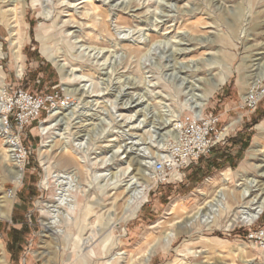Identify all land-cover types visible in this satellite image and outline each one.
<instances>
[{"label": "rangeland", "instance_id": "rangeland-1", "mask_svg": "<svg viewBox=\"0 0 264 264\" xmlns=\"http://www.w3.org/2000/svg\"><path fill=\"white\" fill-rule=\"evenodd\" d=\"M1 10L3 264H264V211L249 222L264 208V154L248 161L255 142L264 151V0H0ZM250 94L262 99L242 109ZM194 113L219 115L220 131L234 124L187 167L177 153Z\"/></svg>", "mask_w": 264, "mask_h": 264}, {"label": "built area", "instance_id": "built-area-1", "mask_svg": "<svg viewBox=\"0 0 264 264\" xmlns=\"http://www.w3.org/2000/svg\"><path fill=\"white\" fill-rule=\"evenodd\" d=\"M262 98L255 94H250L244 99L241 104L242 109L255 110ZM181 132L184 136L183 148H180L177 157L181 159L183 163H186L187 167H194V164H198L207 154L212 150L224 143L228 130L225 133V128L220 131L221 118L219 115L210 113L205 117L202 114L194 113L182 121ZM16 147L14 153L16 158L20 157L18 150V144L12 141ZM170 164H164L162 162L153 166L154 170L159 174L166 173Z\"/></svg>", "mask_w": 264, "mask_h": 264}, {"label": "bare ground", "instance_id": "bare-ground-1", "mask_svg": "<svg viewBox=\"0 0 264 264\" xmlns=\"http://www.w3.org/2000/svg\"><path fill=\"white\" fill-rule=\"evenodd\" d=\"M13 2H16V0H12ZM15 4V3H14ZM8 7V6H7ZM11 11V10H10ZM12 12V11H11ZM9 13V12H8ZM1 16H2V19H3V21L6 23V24H8V19H7V16H6V13L3 11V10H1V14H0ZM12 27V26H11ZM12 32V31H11ZM14 32V31H13ZM12 34V37H15L16 36V34H13V33H11ZM16 38V37H15ZM17 42V41H16ZM15 44V43H14ZM17 45H19V43H16ZM16 46V45H15ZM15 49V48H14ZM262 54V53H261ZM260 54V55H261ZM259 55V54H258ZM220 85H221V81H217V82H214V83H211V91H215V90H217L219 87H220ZM80 91H84V89L83 90H80ZM234 124V122H232L231 124H229L228 126H226L225 127V131L224 132H226L229 128H230V126L231 125H233ZM257 128H258V132L259 133H261L262 132V126H257ZM112 141V140H111ZM12 145H11V149L12 150H10L9 152L11 153V156H10V160H12V162L14 163L13 164V167H11L10 169H9V174H10V177H11V179H12V182H14V184H18V182L20 183V181H21V179H22V173H23V171H22V169L18 166V164L17 163H15V162H17L16 160H17V158H16V156L13 154L12 155V153H14V152H16V147H15V145L13 144V143H11ZM9 145V144H8ZM128 145V144H127ZM132 145V144H131ZM111 146H106L105 148H110ZM262 147L260 146V144L258 143V142H255L252 146H251V148L249 149V151H248V161H251V160H254V159H256V160H261L260 159V156H262L263 154H264V151L261 149ZM131 149V148H130ZM133 149V148H132ZM131 149V150H132ZM123 153H126V158H129L130 156H131V151L129 150V148L128 147H126V150L123 152ZM67 160V159H66ZM63 161H65V159H63ZM62 161V162H63ZM262 161V160H261ZM65 162H67V161H65ZM111 163V162H110ZM138 165H139V167H142V164L139 162L138 163ZM100 166H101V169H106L107 167H109L110 166V164L108 163V162H106V161H104V160H102V161H100ZM258 169H260L261 170V172L264 170V165L263 164H261L260 163V165L258 166ZM262 174V173H261ZM262 177H264V172H263V174L261 175ZM112 177V176H111ZM68 178V177H67ZM66 180V179H65ZM263 192H264V188H262L261 189ZM64 192V191H63ZM264 195V194H263ZM244 197V196H243ZM250 197V196H249ZM137 198V197H136ZM244 199V198H243ZM248 199V198H247ZM6 203V202H5ZM253 203V202H252ZM255 204V203H254ZM254 206V205H253ZM9 205L7 204V205H4V206H2V207H0V219H9V217H10V210H9ZM252 207V206H251ZM8 208V209H7ZM3 209V210H2ZM260 209V208H259ZM251 210V213H252V215H249V217L251 218V220L249 221V222H254L256 219H258L259 218V216L263 213V211H264V208H261V210H259L258 211V209L257 208H251L250 209ZM247 211V210H246ZM63 217V216H62ZM239 219H241V218H239ZM180 222V221H179ZM246 222V221H245ZM45 228L47 229V230H50V226H49V224H47L46 226H45ZM1 257V256H0ZM150 261H151V259H150ZM4 263V258L3 257H1L0 258V264H3Z\"/></svg>", "mask_w": 264, "mask_h": 264}, {"label": "trees", "instance_id": "trees-1", "mask_svg": "<svg viewBox=\"0 0 264 264\" xmlns=\"http://www.w3.org/2000/svg\"><path fill=\"white\" fill-rule=\"evenodd\" d=\"M203 159V158H202ZM215 163V162H214Z\"/></svg>", "mask_w": 264, "mask_h": 264}]
</instances>
